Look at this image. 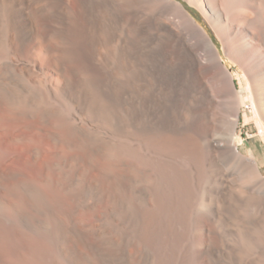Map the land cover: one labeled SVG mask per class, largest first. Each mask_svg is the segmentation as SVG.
Wrapping results in <instances>:
<instances>
[{
    "label": "bare ground",
    "instance_id": "1",
    "mask_svg": "<svg viewBox=\"0 0 264 264\" xmlns=\"http://www.w3.org/2000/svg\"><path fill=\"white\" fill-rule=\"evenodd\" d=\"M184 1L241 70L264 138V0ZM162 80L179 91V138L153 129ZM244 99L177 0H0V141L16 140L2 150L18 158L22 133L47 141L30 150L38 198L92 218L42 228L0 200V243L21 236L31 264H264V176L238 151ZM15 172L0 167L10 198Z\"/></svg>",
    "mask_w": 264,
    "mask_h": 264
},
{
    "label": "rangeland",
    "instance_id": "2",
    "mask_svg": "<svg viewBox=\"0 0 264 264\" xmlns=\"http://www.w3.org/2000/svg\"><path fill=\"white\" fill-rule=\"evenodd\" d=\"M177 1L181 2L185 6L186 10L188 11V13H190L191 17L196 21V23L199 25V27L202 28L205 31V33L214 41V44L216 45V48L220 54L222 65L227 69L228 73L234 77L235 87H236L238 94L243 99L245 98L244 100H242L243 104H241V106H240L239 124L236 128V133H237V135H239V137L241 139V143L238 146V151L244 156H248V157L253 158V160L256 162V164L258 166L259 172L261 173L262 176H264V138L261 135V130L258 128V126L256 125V123L253 119V112H252L251 102L249 99V93H248V90H247L245 83L242 79L241 70L234 63H232L231 60L227 59V56L223 52L222 45L218 41V39L216 38L214 31L212 29V26L210 25V23L206 19V17L199 10L191 7L184 0H177ZM92 2L93 1L88 2L89 5L93 4V6H89L91 8L95 6V4ZM105 9H106V12H108V9L106 7H105ZM162 82L165 83L164 85H166L167 91L165 92L164 100L163 99L160 100V102H158V104H156V106L157 105L158 106L156 108H154V110H153L155 112V115L153 112V116H152V117H154L152 119L155 122L154 123L152 121V123H154L153 129H156L157 130L156 132H158L159 128L163 126L162 129L160 128L161 132L165 131V129L167 128V131L163 132V133L168 134V136L171 138H179L180 133L179 134L177 133L178 132L176 130L177 127H176V125H174L175 123H173L174 122L173 121L174 120L173 114L175 112L174 107H176L177 102H178L179 91L177 92L178 89L174 88L172 86V83L169 82L168 80H164V81L162 80ZM166 93H167V95H166ZM169 93H171V94H169ZM168 96H169V98H168ZM170 96H172V97H170ZM174 99L176 102L173 103ZM172 103L174 105H172ZM175 103H176V105H175ZM164 106H166V107H164ZM161 107H163L161 109L162 111H160ZM157 109H158V111H157ZM169 109L173 113L170 112ZM172 109H174V110H172ZM163 111L166 113H163ZM158 114H160V115H158ZM170 114H171V116H170ZM157 117H159V118H157ZM164 117H166V118H164ZM158 122L160 124L163 123V125L161 126ZM156 127H158V128H156ZM175 130L177 131L176 133H175ZM220 133H221V130L218 132V134L220 135ZM22 135H23V137H21V135H20V137H21L20 141H22L21 143H24L25 148L23 151L18 152V154H17L18 158H16V159H12L13 158L12 157L13 152H11V150L10 151L6 150L7 148L5 150H2V149H4L2 146L5 143L10 144V141H11V144H14V143H16V140H14L13 137H11L9 139V141H7V142L6 141H0V147H1V149H0V167H2L4 165V167H6V169L9 171L15 172L14 170H16L15 173L19 172V173H17V176H15L12 180V184H13V188H14L13 190L15 192L14 197H12V198L7 197L5 194V190L0 187V200L7 202L9 205L11 204L10 206H11L12 210H14V212H13L14 214H12V215L15 216V214H16V217L18 219H21V217H23V219H21V220L26 221V222L29 221V223H30V221H33L34 222L33 224H35V225L37 223H38L37 225H40V226L43 224V226H41L42 228H45L47 226L51 227V224H54L53 227H51L54 230L56 227L58 229L62 228V227L63 228L67 227L64 229H68V228H70L69 226H71V222L73 224L76 223L75 224L76 226L79 225V222L83 223L84 225L85 224H88V225L91 224V222H92V220H90V219H92L91 216L89 218L88 217L89 214L87 212H84L83 210L77 211L78 213L77 212L71 213L70 217H67L68 215H66L65 213L63 214V213H59L57 211H54L53 209L50 208L51 207L50 205L43 203V201L41 202V199H39L38 197L41 194H43V195H41L42 197H45L47 194H46V191L44 192V188L39 183L36 174L31 169H29L30 168L29 164L33 163V161H35V159H33L31 154H30V150H31L32 146H38L39 148L41 146V149H49V144L47 141L40 140L39 138H36L35 136H29L27 134L24 135V133H22ZM174 135H178V136L175 137ZM24 136H26V137L24 138ZM3 142H4V144H2ZM33 144H35V145H33ZM6 151L8 152V154ZM9 152H11L12 155L9 156V154H10ZM171 155L174 156V154H171ZM67 156H68V154H67ZM176 157H178V155L174 156L175 159H177ZM30 159L32 160V162ZM178 159H179V157H178ZM5 162H7V163L4 164ZM26 162H27V164H26ZM229 164L232 166H230ZM229 164L226 165V166H228V167H226V169L229 170V172H234L235 170H233L234 169L233 167H235V165L232 163H229ZM230 170H232V171H230ZM76 174L77 175H75V174L70 175V178H71L73 185L78 187V185L80 184V182L82 181L84 176L82 175L81 171H77ZM98 176H99L98 171L94 170V171H92V173L90 171L87 174L86 178L88 177L87 179H90V180L92 179V181L93 180L97 181ZM33 183L35 185H32ZM35 188H36V190H35ZM30 189H32V190H30ZM33 190H35V191H33ZM40 190H41V193H40ZM38 194H39V196H38ZM15 195H16V197H15ZM36 197H37V199H36ZM15 198L24 199V200H22V199L21 200L19 199V200L23 201V204L25 206L22 205L21 202L19 200H16ZM38 200L40 203L38 202ZM25 201H27V202H25ZM66 204L67 205H73V201L71 200V198H69V197L66 198ZM48 208H50V210H52V211H50ZM200 210L203 211L202 208H200ZM15 211H16V213H15ZM19 216H21V217H19ZM72 216H74V217H72ZM24 217L25 218L27 217V218L24 219ZM45 217L48 219L51 218L55 222L51 223L53 221L50 219L51 222H49L48 219L46 220ZM36 218L38 219L37 221L35 220ZM30 219H33V220H30ZM39 220H41V221H39ZM44 220H46L47 222H45ZM42 222H45V223H42ZM87 222H89V223H87ZM83 224H80L79 226H81V228H83V227L85 228L87 225L84 226ZM79 226H78V228H80ZM6 240L5 239L1 240V243L3 242L2 243L3 245L0 243V254H1V258H2L0 261V264H9V262L11 263L12 261H22V262L27 263V264L33 263V260L30 256V253L21 247V245H22L21 244V241H22L21 236H19V235L16 236L15 240H16L17 244L12 243L8 240L6 241Z\"/></svg>",
    "mask_w": 264,
    "mask_h": 264
}]
</instances>
